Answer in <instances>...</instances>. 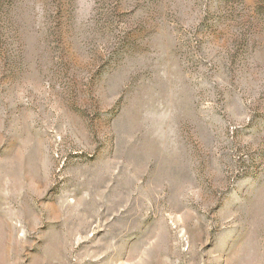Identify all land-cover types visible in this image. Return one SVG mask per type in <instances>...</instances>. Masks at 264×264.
<instances>
[{"label": "rangeland", "instance_id": "rangeland-1", "mask_svg": "<svg viewBox=\"0 0 264 264\" xmlns=\"http://www.w3.org/2000/svg\"><path fill=\"white\" fill-rule=\"evenodd\" d=\"M0 264H264V0H0Z\"/></svg>", "mask_w": 264, "mask_h": 264}]
</instances>
